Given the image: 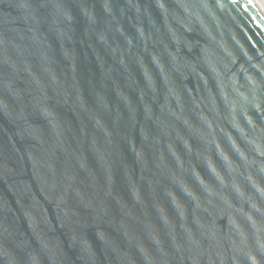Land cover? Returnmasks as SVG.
<instances>
[{"label": "water", "instance_id": "95a60500", "mask_svg": "<svg viewBox=\"0 0 264 264\" xmlns=\"http://www.w3.org/2000/svg\"><path fill=\"white\" fill-rule=\"evenodd\" d=\"M0 264H264L256 0H0Z\"/></svg>", "mask_w": 264, "mask_h": 264}, {"label": "bare ground", "instance_id": "6f19581e", "mask_svg": "<svg viewBox=\"0 0 264 264\" xmlns=\"http://www.w3.org/2000/svg\"><path fill=\"white\" fill-rule=\"evenodd\" d=\"M258 2V4L260 5V7L263 9L264 11V0H256Z\"/></svg>", "mask_w": 264, "mask_h": 264}]
</instances>
